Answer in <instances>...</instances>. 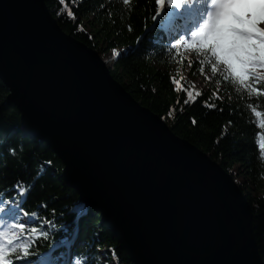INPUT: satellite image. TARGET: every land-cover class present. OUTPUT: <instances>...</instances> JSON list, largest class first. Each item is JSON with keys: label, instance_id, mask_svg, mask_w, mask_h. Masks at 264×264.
I'll return each instance as SVG.
<instances>
[{"label": "water", "instance_id": "1", "mask_svg": "<svg viewBox=\"0 0 264 264\" xmlns=\"http://www.w3.org/2000/svg\"><path fill=\"white\" fill-rule=\"evenodd\" d=\"M0 80L133 264H264L234 178L135 100L46 0H0Z\"/></svg>", "mask_w": 264, "mask_h": 264}, {"label": "trees", "instance_id": "2", "mask_svg": "<svg viewBox=\"0 0 264 264\" xmlns=\"http://www.w3.org/2000/svg\"><path fill=\"white\" fill-rule=\"evenodd\" d=\"M46 4L66 34L94 49L103 59L118 51L120 55L115 56L109 67L113 77L142 106L162 118L176 136L208 154L234 178L253 210L254 233L264 261V155L259 151L260 133L264 129L251 111L254 105L258 111H264V91L259 97L253 94L250 98L243 89L237 93L212 74L206 64L204 74L213 76L212 81L202 78L203 88L194 87L192 80L201 74L198 61L203 57L192 61L189 67L180 47L171 54L167 52L169 42L175 40L169 36L166 25L158 26L152 20L155 0H130L127 6L122 0H63V3L46 0ZM69 11L72 17L68 16ZM173 76L182 88L203 94L185 104L186 93L175 90ZM217 88L224 99H209ZM9 94L0 80V143L11 139L17 149L15 155L7 154L6 166H0V190L19 199L13 186L17 182L22 187L28 186L29 210L53 220L56 225L53 238L71 241L73 252L94 256L102 264H133L100 212L86 208L80 195L65 180L60 158L45 142L23 128L21 115L9 101ZM206 100L217 107L208 108ZM44 204L47 209L42 207ZM61 224L67 230L60 228ZM47 243L41 240L38 251L43 252Z\"/></svg>", "mask_w": 264, "mask_h": 264}, {"label": "snow or ice", "instance_id": "3", "mask_svg": "<svg viewBox=\"0 0 264 264\" xmlns=\"http://www.w3.org/2000/svg\"><path fill=\"white\" fill-rule=\"evenodd\" d=\"M122 3L127 6L130 0H122ZM155 5L152 20L158 26L168 25L179 30L172 37L175 42H169V54L176 51L190 33L187 47L194 48L203 57L198 61L201 74L205 73L206 64L212 74L219 76L220 81L232 86L237 93L243 89L249 98L253 94L259 97L264 91L260 87L264 85V0H155ZM68 16L72 17L73 13L69 11ZM139 41L140 37H137ZM115 55L120 53L117 51ZM191 65L192 61H189V67ZM205 79L211 82L213 76L206 75ZM171 82L177 92L183 90L186 93L185 104L203 94L182 88L175 76L171 77ZM219 91V88L212 91L209 99L223 100ZM205 104L208 108L217 107L207 100ZM220 111L223 112V108ZM251 111L259 118V127L264 129V111H258L255 105ZM192 123H196L194 118ZM259 151L264 155V133H260ZM16 152L11 139L0 143V166H6L4 161L8 153L15 155ZM29 190L28 186L22 187L17 182L13 191L19 199L0 190V264H102L94 256L73 252L71 241L53 238L54 221L36 210H29L26 199ZM42 207L47 209V204ZM51 211L55 213V209ZM60 228L67 230L63 224ZM41 240L48 241L43 252L38 251Z\"/></svg>", "mask_w": 264, "mask_h": 264}, {"label": "rangeland", "instance_id": "4", "mask_svg": "<svg viewBox=\"0 0 264 264\" xmlns=\"http://www.w3.org/2000/svg\"><path fill=\"white\" fill-rule=\"evenodd\" d=\"M165 11H167V6L165 8ZM184 34V33H183ZM190 39V33L186 34V41L181 45V55L183 57L186 58V60L188 61H194V60H198L200 57L197 56V53L195 52V49L193 48H189L187 47V40ZM114 53V54H113ZM113 55H110L109 57H107L106 59H104L105 61H110L112 60L113 56H115L116 52H113ZM109 67L111 66V62L108 65ZM185 75V74H184ZM207 76H209V74H206ZM205 74H200V76H196L193 80L192 83L194 85V87L197 88H203V81L202 78H205L206 76ZM102 255L104 256V250L101 251Z\"/></svg>", "mask_w": 264, "mask_h": 264}]
</instances>
